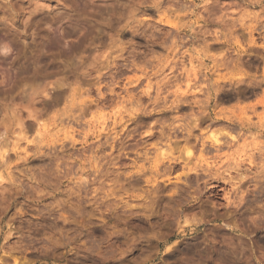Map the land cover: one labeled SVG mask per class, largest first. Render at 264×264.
<instances>
[{
    "label": "clouds",
    "instance_id": "clouds-1",
    "mask_svg": "<svg viewBox=\"0 0 264 264\" xmlns=\"http://www.w3.org/2000/svg\"><path fill=\"white\" fill-rule=\"evenodd\" d=\"M0 264H264V0H0Z\"/></svg>",
    "mask_w": 264,
    "mask_h": 264
}]
</instances>
